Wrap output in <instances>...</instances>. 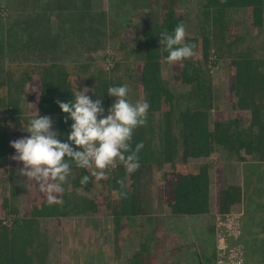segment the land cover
Segmentation results:
<instances>
[{"label":"trees","instance_id":"trees-1","mask_svg":"<svg viewBox=\"0 0 264 264\" xmlns=\"http://www.w3.org/2000/svg\"><path fill=\"white\" fill-rule=\"evenodd\" d=\"M178 3L179 0H150L154 16L149 15L143 21L135 40V54H138L133 70L135 102L147 100L150 105L146 125L135 129L131 141L133 149L141 141L144 145L138 153V170L128 173L117 161L114 167L105 170L106 179L96 181L91 178L87 185H82L81 178L89 175L90 170L73 166L62 185L64 191L59 194L62 204L49 206L34 181L35 199L23 214L19 213L11 198H3L7 222L0 218V264L41 262L45 251L41 249L39 219H59L83 213L105 212L111 217L113 252L119 255L122 220L143 212L154 166L168 165L160 175L163 203L172 216L184 217L210 211L208 164L189 168L190 158L212 160L216 150L220 149L238 161H264V54L255 56L249 50L232 53L242 36L226 19L228 10L246 8L251 24L262 27L264 0H203L200 30L194 35H185L184 41L195 46V54L177 62L172 69L173 80L185 85L186 89L174 92L162 76V63L168 53L159 40L161 33H172L177 25L184 24ZM212 52L216 58L231 53L228 56L227 91L230 106L237 113L231 118L215 119L210 124L209 112L215 101L209 68ZM118 66L119 63L113 61L109 69H96L95 72L94 92L96 99H101L105 114L115 101V97L107 94L108 87L125 84L115 75ZM33 74H36L37 91L32 99V114L27 115L22 111L21 98ZM0 91V173L8 162L9 138L16 140L30 135L22 127H26L36 114L55 117L57 138L68 142L72 120L65 122L67 114L61 111L56 101H71L73 93L83 91L78 73L69 71L57 61L42 63L35 70L25 69L17 76L5 71L0 78ZM243 116L247 117L245 123ZM72 147L79 150L78 146ZM118 180L124 182V188L120 187ZM93 187L97 188L96 194L85 193ZM121 191L126 192V197L118 199ZM214 196L216 211L220 215L227 214L242 199L241 186L224 180L221 165ZM208 230L213 232V224ZM162 251L163 242L150 235L139 241L128 264H159Z\"/></svg>","mask_w":264,"mask_h":264},{"label":"rangeland","instance_id":"rangeland-1","mask_svg":"<svg viewBox=\"0 0 264 264\" xmlns=\"http://www.w3.org/2000/svg\"><path fill=\"white\" fill-rule=\"evenodd\" d=\"M202 2L179 0L185 35L199 32ZM154 12L150 0H0V78L5 71L17 76L25 69L35 70L42 63L57 61L69 71L78 73L82 89H89L85 95L96 100V69H109L112 62L117 61L115 75L129 86L128 100L135 103L133 70L138 55L135 54V40L143 21ZM226 19L242 36L232 53L249 50L255 56L264 54V25L253 26L246 8L228 10ZM229 55L231 53L216 58L212 52L210 57L215 92L214 105L209 112L210 124L215 119L231 118L237 113L230 106L227 91ZM173 66L163 62L161 72L171 89L179 92L186 86L173 80ZM36 83V74H33L23 89L21 108L24 114H32ZM49 117L57 131L55 117ZM243 120L245 123L247 117L243 116ZM175 133H178L177 125ZM10 141L13 139L9 138ZM9 142L8 162L0 173V218L5 222L3 198H11L20 214L35 199V183L19 174L23 164L11 158L15 149ZM203 163L208 164L210 177L208 214L172 216L163 203L160 184L161 172L168 169V165L154 166L143 212L122 220L119 255L113 252L111 217L105 212L83 213L39 219L41 249L45 252L41 262L36 261V264H128L139 241L150 235L163 242L159 264H264V161H238L217 149L212 160L190 158L187 166L196 168ZM219 165L224 180L242 188L240 203L224 215L218 214L215 206ZM85 193L96 194L97 188ZM211 224L213 232L208 230ZM227 248H233L235 255L227 258Z\"/></svg>","mask_w":264,"mask_h":264},{"label":"clouds","instance_id":"clouds-1","mask_svg":"<svg viewBox=\"0 0 264 264\" xmlns=\"http://www.w3.org/2000/svg\"><path fill=\"white\" fill-rule=\"evenodd\" d=\"M185 26L177 25L172 33H161L159 40L168 53L165 62L175 65L177 62L192 57L194 45L185 43ZM77 91L68 102L56 101L61 111L72 120L71 131L67 134L68 142H61L53 129L51 117L34 116L22 130L29 133L26 137L10 141L15 149L13 160L22 162L19 174L35 181L39 191L44 194L45 202L51 206L62 204L59 194L63 193L73 166L90 170L80 183L87 185L91 178L96 181L106 179V169L119 161L128 173H134L140 167L138 153L143 148L139 142L133 149L131 141L136 128L146 125L149 111L147 100L132 103L128 100L129 86L108 87L107 94L115 101L107 109L102 107L101 99L93 100L85 92ZM70 142V143H69ZM72 145L78 146L74 149ZM117 183L124 188V182ZM126 197V192H119L117 198Z\"/></svg>","mask_w":264,"mask_h":264},{"label":"built area","instance_id":"built-area-1","mask_svg":"<svg viewBox=\"0 0 264 264\" xmlns=\"http://www.w3.org/2000/svg\"><path fill=\"white\" fill-rule=\"evenodd\" d=\"M233 250H234L233 248H227V251H228L227 258H230V257H231V254H232V255H235V253H234ZM220 261H221V260H220Z\"/></svg>","mask_w":264,"mask_h":264}]
</instances>
